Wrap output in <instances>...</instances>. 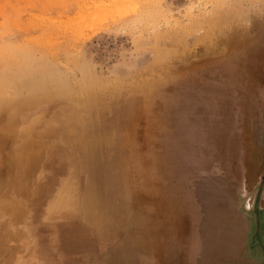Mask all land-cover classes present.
<instances>
[{"label":"rangeland","instance_id":"rangeland-1","mask_svg":"<svg viewBox=\"0 0 264 264\" xmlns=\"http://www.w3.org/2000/svg\"><path fill=\"white\" fill-rule=\"evenodd\" d=\"M0 230V264H264V0H0Z\"/></svg>","mask_w":264,"mask_h":264},{"label":"bare ground","instance_id":"bare-ground-1","mask_svg":"<svg viewBox=\"0 0 264 264\" xmlns=\"http://www.w3.org/2000/svg\"><path fill=\"white\" fill-rule=\"evenodd\" d=\"M145 2H146V1H145ZM133 3H134V2H133ZM121 4H122V3H121ZM127 4H128V3H127ZM134 4H135V3H134ZM136 4H137V3H136ZM98 6H99V5H98ZM124 6H125V4H124ZM151 6H152V5H151ZM125 7H126V6H125ZM122 9H123V8H122ZM140 9H141V8H140ZM123 10H124V9H123ZM120 11H121V9H120ZM140 12H141V11H140ZM123 13H124V12H123ZM80 16H81V15H80ZM78 20H79V19H78ZM138 20H139V19H138ZM81 22H82V20H81ZM76 24H77V23H76ZM80 25H82V24H80ZM78 29H79V27H78ZM49 37H50V36H49ZM54 37H55V36H54ZM49 39H50V38H49ZM45 40H46V39H45ZM52 40H53V39H52ZM54 40H55V39H54ZM37 41H38V40H37ZM46 41H47V40H46ZM49 41H50V40H49ZM53 42H54V41H53ZM56 42H57V40H56ZM47 44H48V43H47ZM45 46H46V45H45ZM7 90H8V89H7ZM5 91H6V90H5ZM13 99H14V98H13ZM13 99H12V100H13ZM5 100H6V99H5ZM5 102H6V101H5ZM8 102H9V101H8ZM2 105H4V104H2ZM5 105H6V104H5ZM6 225H7V224H6ZM6 227H7V226H6ZM0 231H1V230H0ZM0 234H1V233H0ZM3 235H4V234H3ZM7 236H8V233H6L4 236H2V237L0 238V247L4 245V244H3V243H4V239L6 238V240H7V238H8ZM5 245H7V244H5ZM5 248H6V247H5ZM8 249H10V248H8ZM8 249H7V250H8ZM3 251H4V250H3ZM6 252H7V251H4L5 254H6ZM3 255H4V254H3ZM3 255H2V256H3ZM3 259H4V258H3ZM7 259H8V258H7ZM7 261H9V260H7ZM7 261H5V262L7 263Z\"/></svg>","mask_w":264,"mask_h":264}]
</instances>
